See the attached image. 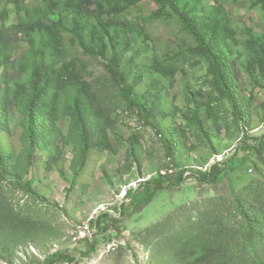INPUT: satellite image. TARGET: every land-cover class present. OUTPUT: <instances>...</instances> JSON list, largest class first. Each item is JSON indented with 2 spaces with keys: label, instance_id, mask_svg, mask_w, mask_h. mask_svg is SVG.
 <instances>
[{
  "label": "rangeland",
  "instance_id": "rangeland-1",
  "mask_svg": "<svg viewBox=\"0 0 264 264\" xmlns=\"http://www.w3.org/2000/svg\"><path fill=\"white\" fill-rule=\"evenodd\" d=\"M176 2L225 85L156 0H0V264L58 253L75 259L58 264H264V149H243L264 145V3ZM235 154L232 173L198 182L197 169ZM181 177L106 233L92 226L102 213L118 220L129 191Z\"/></svg>",
  "mask_w": 264,
  "mask_h": 264
},
{
  "label": "trees",
  "instance_id": "trees-1",
  "mask_svg": "<svg viewBox=\"0 0 264 264\" xmlns=\"http://www.w3.org/2000/svg\"><path fill=\"white\" fill-rule=\"evenodd\" d=\"M156 1L165 7H170V9L174 12V14L179 17L183 25L189 30V32L193 35V37L198 41V44L200 48L203 49L205 56L210 60L212 70L216 78L218 79L217 81L220 84L225 85L223 84L224 82L223 77H222L223 74L219 67L218 59L214 53L213 46L208 43L205 32L202 31L200 26L191 18V16L187 13V11L185 9L183 10L177 4L176 0H156ZM262 1L264 3V0ZM71 10H72L71 17L73 18V22H74L73 30L76 34L80 36L83 42V38L81 36L84 34L85 31L89 29V27L85 25V22L82 20V17L79 15V12L76 11L74 7L71 8ZM23 32L25 34L27 42L32 47V49L33 50L36 49L37 48L36 47L37 33L28 32L26 30ZM124 51L127 52V49H124ZM115 66H116V69H115L116 76L121 81V84L125 85L124 87L126 88L124 77L121 72V69H119L120 67L118 66V63ZM32 80L34 84L36 83L35 87H37L38 77H37L36 72L33 74ZM36 102H37V99L33 98L30 103V106L28 108V113H27V116H28L27 125L32 135L34 133V114H35L34 107H35ZM31 138L33 139V142H34V137H31ZM33 142H32V146L34 144ZM263 146H264L263 140H249L243 143V147H244L243 149H245L249 153L250 156L255 157V158L262 157L263 149H264ZM32 149L34 150L35 147H33ZM236 157L237 155L235 154V156H233L232 159L226 160L225 162H222V163L215 164L211 168L210 172L207 174L199 173L198 178H197L198 182L201 185H205V186L215 185L221 176H223L224 174H230L233 172L234 170L233 162H234V159H236ZM182 182H183L182 177L176 180H173V181L168 180L166 178H160L158 181H154L152 183L148 182L144 184L143 186H140V188L137 191L134 192L133 190H131L127 193V196L130 202L123 205V210L118 220L112 219L109 213H102L96 219L92 220L91 224L97 230V233L99 235H102L106 233L110 227L118 225L130 219L133 216V214L136 213V211L139 209L141 205L142 206L149 205L158 193L163 192V191H168V190L171 191V190L176 189L177 187H181ZM239 208H241L242 219L249 220V221H251L250 219H255V218H252L254 216H251V214L246 213L244 208L240 206ZM95 250H97L96 245L93 247V251ZM64 259L72 260L73 262H75V259L66 258L65 255L58 253V254L53 255L50 258V260L47 261V264H58V263H61Z\"/></svg>",
  "mask_w": 264,
  "mask_h": 264
},
{
  "label": "built area",
  "instance_id": "built-area-1",
  "mask_svg": "<svg viewBox=\"0 0 264 264\" xmlns=\"http://www.w3.org/2000/svg\"><path fill=\"white\" fill-rule=\"evenodd\" d=\"M217 163H222V162H221V161H218ZM214 165H215V164H214ZM210 170H211V167H209V168H205V169H197L196 171H197L198 173L207 174V173L210 172ZM169 175L172 177V176L174 175V171H170V172H169ZM164 176H166V175H164ZM186 176H190V174H187Z\"/></svg>",
  "mask_w": 264,
  "mask_h": 264
}]
</instances>
